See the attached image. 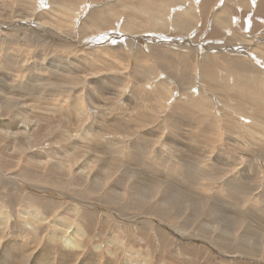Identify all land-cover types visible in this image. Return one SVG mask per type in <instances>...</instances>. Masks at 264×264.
Instances as JSON below:
<instances>
[{
    "label": "rangeland",
    "instance_id": "1",
    "mask_svg": "<svg viewBox=\"0 0 264 264\" xmlns=\"http://www.w3.org/2000/svg\"><path fill=\"white\" fill-rule=\"evenodd\" d=\"M248 83L264 91V0H0V264H264ZM85 201L106 218L81 221Z\"/></svg>",
    "mask_w": 264,
    "mask_h": 264
},
{
    "label": "bare ground",
    "instance_id": "2",
    "mask_svg": "<svg viewBox=\"0 0 264 264\" xmlns=\"http://www.w3.org/2000/svg\"><path fill=\"white\" fill-rule=\"evenodd\" d=\"M145 8H147V7H145ZM144 8V9H145ZM153 8V7H152ZM147 11H145V12H148L149 13V9H146ZM150 11H152L153 12V10H150ZM147 13V14H148ZM149 15H151V18H150V16H149V18H150V23L151 24H153L154 22V16H152L153 15V13L152 14H149ZM157 16V15H156ZM156 19H159V18H156ZM135 20H133V22H134ZM131 23H132V21H131ZM154 25V24H153ZM128 27V26H127ZM125 28V27H124ZM125 29H127V28H125ZM129 29H132V28H129ZM148 29V28H147ZM128 30V29H127ZM133 30V29H132ZM111 32V31H110ZM132 32V31H131ZM133 34V33H132ZM113 36H114V34H113ZM101 37V36H100ZM149 37V36H148ZM108 38H110V36L108 37ZM122 38V37H121ZM151 38V37H150ZM153 38V37H152ZM99 40V39H98ZM152 40V39H151ZM92 41V42H91ZM91 41H88L89 43H92L93 44V42L95 43V42H97V39H93V40H91ZM160 41V40H159ZM152 42H154V41H152ZM84 43V42H83ZM134 44V43H133ZM86 45V44H85ZM117 45V44H116ZM122 50V49H121ZM89 53V52H88ZM84 55V54H83ZM84 57V56H83ZM86 57V56H85ZM230 57V56H229ZM236 57V56H235ZM237 58H239V57H237ZM231 59V58H230ZM166 60V59H165ZM235 60V59H234ZM226 61V60H225ZM228 61V60H227ZM231 61V60H230ZM246 62V61H245ZM226 63V62H225ZM256 64V63H255ZM203 66H202V70L204 71V76L205 77H208V79H209V81L211 80H214V78H213V76L214 75H212V72L213 71H211L212 69H211V67L209 66L210 64H202ZM258 65V64H257ZM229 66V65H228ZM238 66V65H237ZM260 66V65H259ZM186 68V67H185ZM199 68V67H198ZM233 68V67H232ZM259 69V68H258ZM263 69V68H262ZM245 70V69H244ZM216 72V71H215ZM181 74V73H180ZM187 74V73H186ZM250 74V73H249ZM203 76V77H204ZM234 76V75H233ZM235 77V76H234ZM238 77V76H237ZM245 78H246V76H244ZM230 78V77H229ZM241 78V77H240ZM239 78V79H240ZM224 79V78H223ZM238 79V78H237ZM238 79V80H239ZM175 80V79H174ZM227 80H228V78H227ZM230 80V79H229ZM232 80V79H231ZM210 81V82H211ZM233 81V80H232ZM237 81V80H236ZM226 82H228V81H226ZM247 82H249V80L247 81ZM164 83V82H163ZM223 83H224V80H223ZM249 84V83H248ZM254 84V83H253ZM225 85V84H224ZM241 85V84H240ZM250 85V84H249ZM255 85V84H254ZM230 86H231V83H230ZM243 86V85H242ZM241 86V87H242ZM186 87V86H185ZM215 87V86H214ZM257 86H254L253 88L251 87V85L248 87H245L244 86V88L243 89H245V90H243L244 91V93H245V97L248 99L247 101L249 102V103H251L252 104V106L253 107H256V109H258V107H264V91H263V89L261 88V86H259V87H257ZM226 88H229V87H227L226 86ZM239 87H237V89H238ZM242 88H240V89H242ZM212 89V88H211ZM232 89L233 90H237V89H235V87L233 88V87H231V91H232ZM229 90H230V88H229ZM214 91V90H213ZM221 91V90H220ZM226 91V90H225ZM230 91V92H231ZM241 91V90H240ZM216 92V91H215ZM224 92V91H223ZM242 92V91H241ZM220 94H221V92H220ZM237 94V93H236ZM239 95V94H238ZM233 96H235V94H233ZM245 97L243 98V99H245ZM238 98V97H237ZM240 98V97H239ZM239 100H241V99H239ZM241 103V101H238V103ZM244 103H245V101H243ZM242 102V103H243ZM239 103V104H240ZM241 103V104H242ZM249 103H247V104H249ZM247 104H246V106H247ZM244 105V104H243ZM233 106V105H232ZM231 106V107H232ZM250 107V106H249ZM248 108V107H247ZM260 108L258 109V110H260ZM251 109V108H250ZM234 110V109H233ZM261 111H264V108L263 109H261L259 112H260V114H258L259 112H257V114L260 116V115H262V113H261ZM230 112V111H229ZM264 113V112H263ZM231 114V113H230ZM250 117V116H249ZM261 117H264V115H262ZM253 122H255V121H253ZM264 125V124H263ZM264 129V128H263ZM263 133V132H262ZM237 134V133H236ZM260 136V135H259ZM180 145V144H179ZM227 154V153H226ZM227 156V155H226ZM112 164V163H111ZM120 165V164H119ZM117 168V167H116ZM114 170H115V168H113ZM207 169V168H206ZM206 171V170H205ZM113 172V171H112ZM201 172V171H200ZM208 172V171H207ZM232 172V171H231ZM230 172V173H231ZM125 173V172H124ZM233 175V174H232ZM232 175H231V177H232ZM15 178V177H14ZM227 179V178H226ZM118 180V179H117ZM230 180V179H229ZM234 180V179H233ZM119 181V180H118ZM225 181V180H224ZM239 181V180H238ZM93 182V181H92ZM95 182V181H94ZM234 182H235V180H234ZM237 182V181H236ZM97 183V182H96ZM100 184V183H99ZM219 184V183H218ZM223 184V183H222ZM222 184H220V185H222ZM239 184V183H238ZM240 184H241V182H240ZM240 184L238 185V186H240ZM96 186V185H95ZM232 186V185H231ZM235 186H237V185H235ZM27 188V187H26ZM72 188V187H71ZM95 188V187H94ZM233 188V187H232ZM237 188H241V187H237ZM28 189H29V194L30 195H35L34 194V192H39V193H42V192H51V191H49V189H44V188H42L41 186H35V187H33V189H32V186H31V184L30 185H28ZM27 190V189H26ZM110 190H111V188H110ZM210 190V189H209ZM106 191V190H105ZM234 191V190H233ZM232 191V192H233ZM239 191H242V190H239ZM238 191V192H239ZM235 192H237V191H235ZM1 193V192H0ZM117 193V192H116ZM174 193H175V191H174ZM226 193V192H225ZM234 193V192H233ZM243 193V192H242ZM241 193V194H242ZM114 195V194H113ZM62 196V195H61ZM228 196H230V195H228ZM264 196V195H263ZM0 197H1V195H0ZM28 197V196H27ZM37 197H38V199H37V201L36 200H34L33 201V203H34V205H32V206H30V208L28 209L27 208V210H30V212H32V213H34L35 211L33 210V209H37L38 207H40L42 204H44L43 203V200L42 199H40V197H39V195H37ZM64 198H65V196H63ZM91 197V196H90ZM186 197V196H185ZM216 197V196H215ZM234 197V196H233ZM68 198V197H67ZM82 198V197H81ZM172 198V197H171ZM229 198V197H228ZM179 199V198H178ZM180 199H181V197H180ZM226 199V198H225ZM264 199V198H263ZM42 201V203H41V201ZM217 200V199H216ZM234 201L236 200V199H233ZM4 201V200H3ZM84 201V200H83ZM107 201V200H106ZM174 201H175V199H174ZM233 201V202H234ZM242 201V200H241ZM264 201V200H263ZM2 202V201H1ZM13 202V201H12ZM24 202V201H23ZM80 202V201H79ZM169 202H170V200H169ZM194 202V201H193ZM217 202V201H216ZM232 202V201H231ZM11 203V202H10ZM108 203V202H107ZM220 203V202H219ZM236 203V202H235ZM27 204H28V202H27ZM86 201L84 202V204H81L82 206H80V207H77V210L78 211H76L78 214L76 215V216H78L80 219H83V220H81V221H84V222H87L88 224H90L89 222H92L94 225H95V223H94V218H96V217H98L99 219L101 218V217H105L106 215H102V216H97V214H95V213H93V210L92 209H88L87 207H86ZM179 204H181V203H179ZM185 204H188V203H185ZM45 206H47L46 204H44ZM189 205V204H188ZM196 205V204H195ZM214 205H215V203H214ZM43 206V205H42ZM95 206V205H94ZM199 206V205H198ZM201 206V205H200ZM217 206V205H216ZM216 206H214V207H216ZM3 207V206H2ZM48 207V206H47ZM202 207V206H201ZM98 208V207H97ZM203 208V207H202ZM217 208V207H216ZM238 209H239V207H238ZM23 210V209H22ZM43 210V209H42ZM46 210V209H45ZM97 210H99L100 211V209H97ZM185 210V209H184ZM190 210H192V209H190ZM16 211V210H15ZM210 211H211V209H210ZM218 211V210H217ZM37 212V211H36ZM43 212H45V213H47V214H49L50 213V209L48 208L46 211H43ZM95 212H96V210H95ZM193 212V211H192ZM216 212V211H215ZM214 212V213H215ZM227 212V211H226ZM27 213V212H26ZM38 213V212H37ZM256 213V212H255ZM22 214V213H21ZM30 214V213H29ZM39 214V213H38ZM99 214H100V212H99ZM119 214V213H118ZM212 214V213H211ZM222 214V213H221ZM228 214H230V213H228ZM227 214V215H228ZM22 215H25V214H22ZM27 215V214H26ZM34 215V214H33ZM192 215H194V214H192ZM191 215V216H192ZM220 215V214H219ZM35 216V215H34ZM125 216H127V215H125ZM140 216V215H139ZM223 216V215H222ZM32 217V216H31ZM37 217V216H36ZM108 217V216H107ZM144 217V216H143ZM216 217V216H215ZM229 217V216H228ZM23 218V217H22ZM106 218V217H105ZM121 218H124L123 217V215L121 216ZM227 218V217H226ZM231 218V217H230ZM25 219V218H24ZM36 219V218H35ZM59 220H60V218H58ZM108 219V218H107ZM124 219H126V218H124ZM123 219V220H124ZM131 219V218H130ZM192 219L194 220V217H192ZM231 219H233V217L231 218ZM26 220H27V218H26ZM56 220V219H55ZM55 220H53V221H55ZM61 220L62 221H65V222H67L66 221V219L64 218H61ZM60 220V222H62ZM94 220V221H93ZM236 220H239V219H236ZM41 221V220H40ZM104 221V220H103ZM124 221H126V220H124ZM144 222H146L145 220H143ZM191 221V220H190ZM229 221V220H228ZM233 221V220H232ZM27 222V221H26ZM25 222V223H26ZM32 222V221H31ZM33 222H34V219H33ZM58 222V221H57ZM59 222V223H60ZM181 222V221H180ZM189 222V221H188ZM40 223V222H39ZM68 223V222H67ZM66 223V224H67ZM126 223V222H125ZM139 223V222H138ZM187 223V222H186ZM43 224V223H42ZM41 224V225H42ZM54 224V223H53ZM255 224V223H254ZM34 225V224H33ZM92 225V224H91ZM184 225V224H183ZM64 226H66V225H64ZM175 226V225H174ZM173 227V226H172ZM241 227H243V226H241ZM90 228V227H89ZM181 228V227H180ZM79 229L81 230L80 231V234H86L85 233V231L84 230H86V232L87 233H89L90 231L88 230V229H86V227H85V225H82V223L81 224H77V226H76V228H75V230L77 231V232H79ZM177 229V228H176ZM182 229V228H181ZM180 229V230H181ZM243 229V228H242ZM264 229V228H263ZM262 229V230H263ZM74 230V229H73ZM100 230H101V228H100ZM179 230V229H178ZM179 230V232H181ZM255 230H257V229H255ZM254 230V231H255ZM66 231V230H65ZM76 231H74V232H76ZM103 232V231H102ZM52 233V232H51ZM104 233V232H103ZM159 234H161V232L159 231ZM249 234V233H248ZM262 234H263V232H262ZM261 234V235H262ZM75 235H77V234H75ZM87 235V234H86ZM197 236H199V235H197ZM205 236V235H204ZM249 236V235H248ZM263 236V235H262ZM194 237V236H193ZM64 238V237H63ZM65 240H68L69 241V239H68V237L67 238H64ZM220 239V238H219ZM207 240V239H206ZM235 240V239H234ZM232 241V240H231ZM238 241V240H237ZM255 241V240H254ZM67 242V241H66ZM113 242V241H112ZM204 242V241H203ZM65 243V242H64ZM69 244L68 245H71L72 247H75V248H77V247H80L81 245L80 244H78V243H74V242H68ZM239 243V242H238ZM244 244L246 243V242H243ZM255 243H257L256 241H255ZM66 244V243H65ZM217 244V247L219 248H221V243H216ZM247 244H248V242H247ZM246 244V246H248ZM193 245V244H192ZM200 245V244H199ZM226 245H227V243H226ZM229 245V244H228ZM252 245V244H251ZM253 245H254V243H253ZM46 246V245H45ZM70 246V247H71ZM83 246V245H82ZM201 246V245H200ZM199 246V247H200ZM242 245H236V250H237V252L238 251H243V249H242V247H241ZM245 246V247H246ZM256 246V245H255ZM232 247V246H231ZM230 247V248H231ZM249 247V246H248ZM187 249V250H189L190 251V249H191V246L190 245H183V247H182V249ZM223 248V247H222ZM233 248V247H232ZM79 249V248H78ZM195 249V250H194ZM250 249H252L251 247H250ZM28 250V249H27ZM193 251H195V252H197V250H199L200 252H202V248H197V247H193V249H192ZM254 250V249H253ZM193 251H192V254H193ZM198 251V252H199ZM227 251V250H226ZM31 252V251H30ZM47 252V251H46ZM199 252V253H200ZM228 253H229V255L230 254H233L234 255V252H232V251H227ZM244 252V251H243ZM257 252V251H256ZM255 252V253H256ZM4 252H2L1 253V255L3 254ZM33 253H35V256L34 257H32V256H29V257H27L28 258V260L30 261V264H44V259L40 256V255H38L37 256V254H36V251H34ZM190 253V252H189ZM43 254V253H42ZM264 254V253H263ZM43 255H45V254H43ZM197 255V254H196ZM200 255V254H199ZM241 255H246V256H248L249 258L250 257H252V255L250 256V255H247V253L246 254H241ZM260 255V254H259ZM262 255V254H261ZM201 256V255H200ZM256 256V258H258L257 257V255H255ZM46 257H47V255H46ZM199 257V256H198ZM4 258V260L5 261H7L8 262V260H9V257L8 258H5V256L3 257ZM2 258V259H3ZM59 258H61V257H59ZM200 258V257H199ZM58 259V258H57ZM259 259V258H258ZM264 259V258H263ZM11 260V259H10ZM47 260V259H46ZM67 260V259H66ZM146 259L144 258V263L145 264H148L146 261H145ZM246 260V259H245ZM252 260V259H251ZM261 260V259H260ZM2 261V260H1ZM243 261V260H242ZM257 261V260H256ZM264 261V260H263ZM19 262H21V261H19ZM46 262V261H45ZM60 262L62 263H66V264H68L69 262H66L65 260H61L60 259ZM94 262V264H96L97 262L94 260H91V261H88V259L86 258L84 261H82V262H80L81 264H92ZM239 263L238 264H243V262H241V261H238ZM245 262V261H244ZM101 263V262H100ZM99 263V264H100ZM4 264H7L6 262H4ZM24 264H26V261L24 262ZM57 264H60V263H57ZM255 264V263H254Z\"/></svg>",
    "mask_w": 264,
    "mask_h": 264
}]
</instances>
